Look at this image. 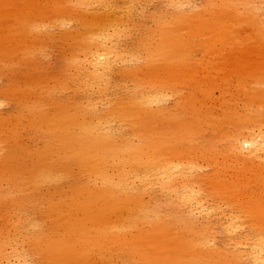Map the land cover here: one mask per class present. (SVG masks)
<instances>
[{
  "label": "bare ground",
  "instance_id": "6f19581e",
  "mask_svg": "<svg viewBox=\"0 0 264 264\" xmlns=\"http://www.w3.org/2000/svg\"><path fill=\"white\" fill-rule=\"evenodd\" d=\"M2 79L0 264H264V0H0Z\"/></svg>",
  "mask_w": 264,
  "mask_h": 264
},
{
  "label": "rangeland",
  "instance_id": "374dc122",
  "mask_svg": "<svg viewBox=\"0 0 264 264\" xmlns=\"http://www.w3.org/2000/svg\"><path fill=\"white\" fill-rule=\"evenodd\" d=\"M51 50H52V55H53L52 59H53L54 63L55 64H59V62L62 61V58H60V56H61V53H60L61 48H60V46L57 45L54 48H52ZM0 84H5V79L0 80ZM122 98H123V96H120V99H122ZM220 240L226 241L227 240L226 236L222 235Z\"/></svg>",
  "mask_w": 264,
  "mask_h": 264
}]
</instances>
